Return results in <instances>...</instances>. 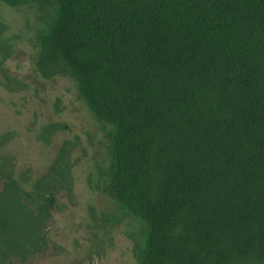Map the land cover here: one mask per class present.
Segmentation results:
<instances>
[{"label":"trees","instance_id":"obj_1","mask_svg":"<svg viewBox=\"0 0 264 264\" xmlns=\"http://www.w3.org/2000/svg\"><path fill=\"white\" fill-rule=\"evenodd\" d=\"M6 30L0 21L1 63L13 52ZM39 41V74L71 78L112 126L101 176L145 225L138 264H264V0H55ZM77 146L65 140L32 190L1 158L0 264L48 251Z\"/></svg>","mask_w":264,"mask_h":264},{"label":"rangeland","instance_id":"obj_2","mask_svg":"<svg viewBox=\"0 0 264 264\" xmlns=\"http://www.w3.org/2000/svg\"><path fill=\"white\" fill-rule=\"evenodd\" d=\"M55 0H34L11 7L0 2L4 38L13 47L12 56L0 58V136L9 144L0 149L1 158L16 160V178L28 190L46 174L65 140L77 142L73 153L74 194L62 192L58 208L48 225L50 246L45 254L14 264H138L136 243L144 242L145 225L106 192L112 126L100 121L80 99L69 77L44 79L36 68L40 36L50 19ZM4 71L14 79L10 85ZM62 124L46 142L42 130ZM30 178L28 183L22 175Z\"/></svg>","mask_w":264,"mask_h":264}]
</instances>
